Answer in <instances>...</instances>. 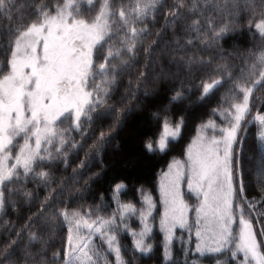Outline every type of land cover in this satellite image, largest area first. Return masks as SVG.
Listing matches in <instances>:
<instances>
[{
    "label": "trees",
    "instance_id": "trees-1",
    "mask_svg": "<svg viewBox=\"0 0 264 264\" xmlns=\"http://www.w3.org/2000/svg\"><path fill=\"white\" fill-rule=\"evenodd\" d=\"M63 1L0 0V77L9 69L15 39ZM74 2L80 16L107 11L106 32L94 51L96 64L104 63L101 89L78 125L62 117L44 156L3 181L0 264H62L66 211L109 219L119 184L120 202L135 211L126 228L115 221L95 236L91 264L211 263L213 256L194 262L184 254L183 232L168 250L157 208L139 237L138 211L146 198L157 202L159 172L181 154L197 125L224 107V90L235 85L236 94L239 84L246 85L250 110L264 111V0ZM171 59L179 72L160 76L173 69ZM206 82L216 86L204 92ZM164 121L178 124L179 134L163 151H152L148 143ZM245 123L233 154L234 205L254 225L264 255V154L256 125Z\"/></svg>",
    "mask_w": 264,
    "mask_h": 264
},
{
    "label": "rangeland",
    "instance_id": "rangeland-1",
    "mask_svg": "<svg viewBox=\"0 0 264 264\" xmlns=\"http://www.w3.org/2000/svg\"><path fill=\"white\" fill-rule=\"evenodd\" d=\"M94 12L80 16L74 0H64L14 41L9 69L0 77V205L3 181L44 156L41 151L52 142L56 122L62 117L78 125L101 89L99 69L104 63L96 64L94 51L105 35L108 16L104 8L95 17ZM170 62L173 69L161 71L160 76L169 78L179 72V64L173 59ZM215 83L206 82L204 92ZM228 89L220 96L226 100L224 107L200 122L181 154L159 172L157 202L146 198L138 211L142 216L139 237L149 229L147 218L158 210L154 217L168 250L173 238L183 232L184 254L194 262L207 255L215 258L211 263L196 264H264L254 225L234 205L233 183L234 148L245 121L256 125L264 154V111L250 110L246 85L239 84L236 94L235 85ZM191 103L185 102V106ZM179 131L178 124L164 121L148 148L163 151ZM255 168L260 170L258 161ZM122 189V184L114 189L115 214L109 219L88 220L77 210L66 211L62 264H91L89 252L95 236L115 221L118 228L127 227L135 207L120 202ZM137 242L141 244L140 239Z\"/></svg>",
    "mask_w": 264,
    "mask_h": 264
}]
</instances>
